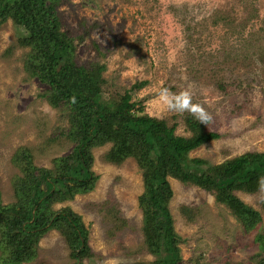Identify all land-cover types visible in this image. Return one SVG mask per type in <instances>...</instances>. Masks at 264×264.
<instances>
[{"label": "rangeland", "instance_id": "1", "mask_svg": "<svg viewBox=\"0 0 264 264\" xmlns=\"http://www.w3.org/2000/svg\"><path fill=\"white\" fill-rule=\"evenodd\" d=\"M58 11L63 30L73 38L78 63L105 65L103 91L119 98L137 81L132 100L151 116L176 124L175 133L188 136L184 115L203 108L208 128L220 133L189 153L216 164L247 151L264 152V0H63ZM228 23H225V21ZM15 30L7 20L0 28V200H14L12 179L22 176L11 160L19 146H27L33 165L51 168L52 159L67 154V112L52 107L42 96L46 85L24 71L27 49L14 46ZM200 118V117H199ZM201 119V118H200ZM111 143L93 149L94 188L69 205L88 229L89 245L99 256L95 264L151 261L143 249V190L141 170L133 158L120 164L103 159ZM175 231L181 240L178 264H220L228 259L261 264L252 236L247 235L229 209L209 192L168 178ZM237 195L261 209L264 191ZM181 204L197 206L189 221ZM111 208V209H110ZM110 209V210H109ZM125 218L112 237L108 211ZM264 231V215L261 225ZM70 249L56 229L38 242L31 263L72 264ZM83 263L88 264V259Z\"/></svg>", "mask_w": 264, "mask_h": 264}, {"label": "trees", "instance_id": "2", "mask_svg": "<svg viewBox=\"0 0 264 264\" xmlns=\"http://www.w3.org/2000/svg\"><path fill=\"white\" fill-rule=\"evenodd\" d=\"M62 2L0 0V28L7 20L12 22L14 46L27 49L24 71L46 85L42 96L52 107L67 112L65 137L72 143L67 154L52 159L51 168L33 165L27 146L15 150L11 160L22 176H13L14 200L7 204L0 200V264L31 263L37 256L38 242L51 229L63 236L72 264H85V259L95 264L93 259L99 255L89 245L81 215L69 205L59 210L54 206L94 188L98 175L92 170L93 149L107 143L111 146L104 160L120 164L133 158L141 170L143 190L137 203L142 213V242L153 260L132 264H178L180 260L181 238L169 209L173 191L168 178L200 187L228 208L243 231L252 236L255 256L264 264V197L261 209H257L237 195L264 191V152L247 151L216 164L189 156L220 137L208 128L207 118L186 113L183 121L190 134H176L175 123L169 125L149 115L141 102L132 100L131 90L142 88L146 80L135 82L119 98L106 95L105 65L78 63L73 38L62 28L58 11ZM109 210L113 225L108 233L114 237L126 220ZM179 211L192 221L200 208L181 204ZM220 264L244 263L225 259Z\"/></svg>", "mask_w": 264, "mask_h": 264}, {"label": "clouds", "instance_id": "3", "mask_svg": "<svg viewBox=\"0 0 264 264\" xmlns=\"http://www.w3.org/2000/svg\"><path fill=\"white\" fill-rule=\"evenodd\" d=\"M195 111L199 114V117L203 120L204 119V110L203 108L197 107Z\"/></svg>", "mask_w": 264, "mask_h": 264}]
</instances>
